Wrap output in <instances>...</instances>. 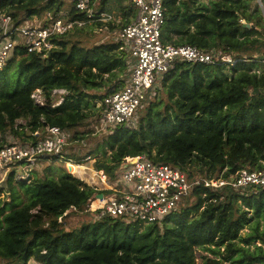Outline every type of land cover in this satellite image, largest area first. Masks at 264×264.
Here are the masks:
<instances>
[{
  "label": "trees",
  "instance_id": "16d2710c",
  "mask_svg": "<svg viewBox=\"0 0 264 264\" xmlns=\"http://www.w3.org/2000/svg\"><path fill=\"white\" fill-rule=\"evenodd\" d=\"M107 1L100 0L98 12L106 11ZM260 3L163 0L164 44L193 45L235 61H177L138 109L133 129H106L93 152L94 168L113 179L125 157L145 155L189 178L264 170V0ZM63 8L64 0H0V12L16 22L36 17L44 24L46 12L55 15ZM120 12L124 26L136 11L124 6ZM69 15L86 19L72 5ZM72 36L53 37L54 47L46 53L17 48L0 69V135L26 143L41 136L33 135L38 129L71 130L92 116L100 118L96 100L124 83L120 77L127 75L132 59L122 41L86 46ZM115 79L118 85L107 90ZM55 88L67 91L59 105L51 96ZM36 89L43 105L31 98ZM101 89L107 91L99 94ZM32 174L16 178L11 170L5 178L7 194L0 199L4 264H264V187L198 185L160 224L105 215L64 229L58 217L70 206L87 209L101 191L65 170L58 178ZM246 226L249 231L242 234Z\"/></svg>",
  "mask_w": 264,
  "mask_h": 264
},
{
  "label": "built area",
  "instance_id": "2783aa9c",
  "mask_svg": "<svg viewBox=\"0 0 264 264\" xmlns=\"http://www.w3.org/2000/svg\"><path fill=\"white\" fill-rule=\"evenodd\" d=\"M69 1L77 12L85 14L86 19L73 18L69 15V9H62L55 15L46 12L45 20L48 22L44 24L36 17L32 22H16L11 15L0 12V69L13 57L17 48H23L27 53H46L54 47L53 37L82 28L90 21H109L114 17L112 13L94 10L93 5L98 0ZM127 1L135 8V16L130 23L121 27L117 39L123 42L132 63L122 86L101 100L99 124L104 130L118 125L133 129L138 109L154 95L161 77L174 68L177 61L203 64H232L235 61L230 55L207 52L193 45L164 44L161 40L163 0ZM257 1L260 3V0ZM66 93L62 88L53 89L51 96L55 98L54 105H59ZM31 98L38 105L44 103L40 89L33 91ZM17 123L25 121L19 119ZM33 135L41 136L26 143L11 136L12 140L0 146V177L14 170L16 178H26L30 175L27 170L30 165L35 166L41 159L65 157L64 166H67L69 174H76L75 177L83 180L80 174L88 172L91 177H98L100 182L99 186L94 182L91 184L101 191L102 197L95 198L99 204L93 206V200L85 210L70 206L58 217L59 225L70 213L83 212L92 213L94 218L108 215L126 223L160 224L195 186L212 189L228 186L241 191L250 187H264V170L241 168L227 178L222 173L216 178L198 175L189 178L179 169L153 162L145 155L125 157L111 179L102 169L94 168L93 154L82 158L89 165L66 156L65 149L71 141L69 130L52 126L38 129ZM19 168L25 172L17 175ZM28 264L46 263L31 260Z\"/></svg>",
  "mask_w": 264,
  "mask_h": 264
},
{
  "label": "rangeland",
  "instance_id": "374dc122",
  "mask_svg": "<svg viewBox=\"0 0 264 264\" xmlns=\"http://www.w3.org/2000/svg\"><path fill=\"white\" fill-rule=\"evenodd\" d=\"M96 4L99 5L100 0H98ZM70 5L71 3L69 0H64L63 9H69ZM124 6H126V8L129 9L133 5L129 3L127 0H108L106 3L105 10L113 14L114 17L112 20L87 22L84 27L76 31L74 30L70 32L69 36L73 35L72 36L73 39L80 40L82 44L86 46H91V45L99 44L102 42L118 40L117 33L121 29V27H123V24H124V19L121 16L120 8ZM77 32L78 34L76 35ZM126 76H127L126 74H123V76L120 77V79H124V82H125ZM120 79L118 81H120ZM118 81L116 82V79H115L111 83V85L108 87L107 90L115 88L118 85ZM158 86H159V82L157 84V87ZM107 90L101 89L98 91V93L104 94ZM91 92L93 93L94 91H91ZM100 105H101V100H96L95 107H99ZM136 119H137V116H136ZM99 123H100V120L97 119L96 116H92L88 118L82 126L69 130L71 137L74 132H79V133H82L81 136L83 138L81 139L71 138V141L69 142V144L66 146V149H65L67 157L74 158L75 161H78V162L80 161L84 162L82 161V158L85 155L93 154L96 145L100 142L102 136L104 135L106 131L100 127ZM2 140H4L7 143L9 140H12L11 135L9 133L0 135V142ZM65 161H66L65 157L43 158L35 166L30 165V167L27 170L29 171L28 173H30V176L32 174V172L30 171H33L34 174H37L40 177L52 176L54 178H58L64 172V170L68 172L67 166H64ZM84 163H86V165H89V162H84ZM19 171H22V172H19ZM19 171L16 173L17 175L25 172V170L21 168H19ZM34 174H32V176H34ZM70 175H73V174H70ZM196 175L202 176L198 173H196ZM80 176L83 177V180L86 181L88 184H93L94 182L96 185L98 186L100 185L98 177L93 178L88 172L87 174L86 173L80 174ZM5 177H6L5 175L3 176L1 175L0 177V199H4V196H6L7 194V192L5 191L6 190L5 189V179H4ZM94 202H97L96 206L99 204V201H97V199H95L93 203ZM93 219L94 217L92 213H86V212L70 213L64 219H62L61 226L64 229H68L71 227H75L82 222L92 221ZM248 231H249V228L248 226H246L241 231V233L245 234ZM256 243L260 244L259 242H256ZM196 253L202 254L205 252H203L202 250H197ZM0 264H4V263L0 262Z\"/></svg>",
  "mask_w": 264,
  "mask_h": 264
},
{
  "label": "crops",
  "instance_id": "0c3cea01",
  "mask_svg": "<svg viewBox=\"0 0 264 264\" xmlns=\"http://www.w3.org/2000/svg\"><path fill=\"white\" fill-rule=\"evenodd\" d=\"M98 7H99V5L98 4H94L93 5V8H94V10H96V11H98ZM34 19H32L30 22H32ZM38 20V19H37ZM39 21V20H38ZM40 22V21H39ZM98 198V197H97Z\"/></svg>",
  "mask_w": 264,
  "mask_h": 264
},
{
  "label": "water",
  "instance_id": "95a60500",
  "mask_svg": "<svg viewBox=\"0 0 264 264\" xmlns=\"http://www.w3.org/2000/svg\"><path fill=\"white\" fill-rule=\"evenodd\" d=\"M96 197L101 198L102 194L99 193V194L96 195Z\"/></svg>",
  "mask_w": 264,
  "mask_h": 264
},
{
  "label": "bare ground",
  "instance_id": "6f19581e",
  "mask_svg": "<svg viewBox=\"0 0 264 264\" xmlns=\"http://www.w3.org/2000/svg\"><path fill=\"white\" fill-rule=\"evenodd\" d=\"M96 204H97V202H94V203H93V206H96Z\"/></svg>",
  "mask_w": 264,
  "mask_h": 264
}]
</instances>
